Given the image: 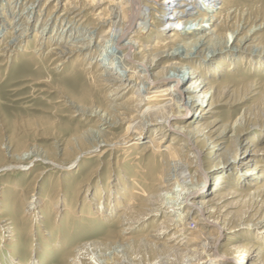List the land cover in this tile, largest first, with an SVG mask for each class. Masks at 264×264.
<instances>
[{"label":"bare ground","instance_id":"6f19581e","mask_svg":"<svg viewBox=\"0 0 264 264\" xmlns=\"http://www.w3.org/2000/svg\"><path fill=\"white\" fill-rule=\"evenodd\" d=\"M40 2L0 0V65L29 54L32 38V58L19 81L40 86L50 80L47 65L62 70L71 62L73 80L81 73L92 89L80 85L78 101L72 92L63 99L79 121L98 125L74 127L66 145L55 138L67 165L36 158L69 170L94 153L100 161L115 154L125 158L117 157L96 187L77 185L71 200L21 199L27 232L35 234L28 259L2 252L24 227L0 206V264H42L41 257L64 249L62 264H102L92 255L102 245L123 253L120 264H135L131 255L147 253L154 264H264V135L244 139L251 124L264 119V110L249 106L246 118L228 121L219 116L221 105L235 96H264L258 75L264 68L262 0H47L39 9ZM98 90L106 104L97 101ZM47 120L42 126H55ZM11 144L0 149L7 159L1 174L33 164L23 163L27 153L9 160L15 154ZM42 210L58 216L44 234ZM89 227L96 233L106 227L107 233L69 246L76 228ZM240 227L257 234L247 233L245 242L220 253L221 238Z\"/></svg>","mask_w":264,"mask_h":264},{"label":"rangeland","instance_id":"374dc122","mask_svg":"<svg viewBox=\"0 0 264 264\" xmlns=\"http://www.w3.org/2000/svg\"><path fill=\"white\" fill-rule=\"evenodd\" d=\"M46 1L47 0H41L39 4V9H42ZM261 5L262 7H264V0H262ZM45 12H46V8L44 9V13ZM255 12L253 11V14ZM260 33L264 37V29L260 31L258 34ZM32 36L33 35H31V37ZM33 49H34V41L31 38V46L29 48V54L25 56L19 55L17 57H14L9 62V64L5 63V65H0V149H2L6 144L13 143L11 144L12 145L11 149H13V151L11 150V153H15V154H12V156H9L8 157L9 160H14V159L18 160V158L21 156V153L22 154L27 153L28 154L27 156L30 158L26 157V160L27 159L28 160L23 163H26V162L33 163L27 169H21V170L18 169V171L16 169L8 170V171L3 172V174H1L0 172V206H5L8 208L7 215L9 216L8 218H10V220H12L14 223H19L20 225H23L24 227V231L21 230L19 234L18 233L16 234L17 231L14 232L15 234L13 238H15L14 240L15 242L7 244L6 246L8 248H6V251L2 250V252L6 253L7 255L8 253H13L16 257H18V255H21L23 260L28 259L31 256L30 254L31 253V249H30L31 239H32V236H35V234H32L31 236L27 232V229H29L31 226L28 224V221H29L28 218L23 217L24 206L21 203V199H28V197H31V196H35V197L44 196L46 198L55 196V198H57L56 195H60L61 196L60 200L62 202L64 198L66 199V197L69 198V200H71L75 196L77 185H80L83 183L84 185L83 188L85 187L89 188L90 186L92 188L96 187L97 184H100L102 181L107 180L106 174L110 170L111 166L112 168L116 166L117 157L125 158V156H123L122 154H118V155L115 154V156H111V157L107 155L105 158H102V160L100 161V158L97 157L96 155L97 153H94L91 155H87L86 157L82 158L80 161L75 162L74 165L71 166V170L64 169L59 166L56 167V165L54 164L51 165V163H48V162L43 161L44 162L43 163L41 160L37 159L40 156H44L45 158L52 157L54 160L59 158L57 160L59 164L67 165L69 161H65L68 158L64 157V155L62 157L63 151L61 152L59 151L58 153L55 150L57 142L64 143L66 145V143L68 142V138H69L68 135L72 134L76 126H77V129L78 127L79 129H84L85 128L84 125H87L88 127L90 125L94 126L95 124L96 125L98 124L95 123L93 118H92L93 121H88V120L79 121L80 116H77L78 114L74 113L73 108H71V106L66 104V102L63 99L65 98L64 95H66V92H69V93L72 92L74 93L73 94L74 96L73 95L70 96V94L68 95L70 97H73L75 101L76 100L78 101L77 95L79 92L78 87L80 85H81L79 88L80 90L81 88L82 90L86 88L92 89V87H88L86 85V82H84L81 73L76 74L75 79L73 80L74 75H73V78L72 76H70L73 74V73H70V70L72 69L71 62L68 63L66 66H64L62 70H59V69L55 70L54 65H49L50 68L47 65V71H48V76L50 77V80L46 81V83L40 84V86L38 85L37 87H34L33 85H27L26 82L19 81L22 69L24 68L28 60L32 58ZM47 50H48V47L43 44L42 49H41V54L43 55L41 56L45 57ZM86 62L87 60L85 61L84 64H86ZM84 64L83 65L79 64L80 65L79 67L82 68V66H85ZM163 64L164 62H162L160 66ZM33 68H35V66H33ZM76 69L77 67L75 66L74 70ZM58 70L60 71L59 73H58ZM263 70L264 68L260 70V72H262ZM259 73L258 75H261L260 76L261 81L264 83V73L263 74H259ZM68 78H70L72 82ZM75 80L78 81V83ZM13 81L14 83H12ZM24 84H26L27 86H25ZM22 86L23 88H20ZM97 92H98L97 95L99 96V99L97 101H99V103L106 104L105 103L106 98L102 95V91L98 90ZM163 93L164 94L167 93V90H165V92ZM237 97L238 98H236V96L234 98H231L228 103L222 104L221 107L219 108V112H220L219 116L222 121L234 120L240 117L246 118V115L248 113L247 110L249 106L252 107V109L253 108L256 109L258 107L261 109V111L264 110V104H262L264 103V96L262 98H259L260 96L255 95L248 99H241L242 96H237ZM258 98L261 100H259ZM48 118L49 120L47 121H55L54 123L55 126H53L51 129L47 127L45 128L44 126H42V124ZM263 123H264V119L262 120L260 119L252 123L251 125L253 126L252 128L254 129H247L248 131L246 132H248V134L244 138L245 141L252 134L258 135L260 137H261V134L264 135V129L256 128ZM81 125L83 127H81ZM125 126L126 125L116 127L114 129V132L116 134L120 133L122 130H124ZM55 127L57 128L53 130V128ZM67 127L69 128L71 127V128L70 129L68 128L69 130L67 131L66 129ZM27 128H29V130ZM33 128L35 129L33 130ZM58 130H61V132ZM42 131H44L45 134ZM33 132H36V134ZM68 132L71 134H69ZM168 133L170 132L168 131ZM170 137H167L169 138L168 140H170ZM19 140L21 141V144H19L20 143ZM244 145L246 144L244 143ZM86 146H88V144L83 145V147H86ZM0 156H2L0 157V159L2 160V161L0 160V162H2L0 163L1 164L0 166L2 167V165L6 161L3 163V160L5 159V157H4V154H2L1 152H0ZM89 175L94 176V177H92L91 179H87ZM15 186H17V188ZM82 197L83 195L81 196V198L80 197L78 198L79 199V201H77L78 207L82 206L81 205L82 202H80L83 199ZM29 200H31V198ZM4 204H7V205H4ZM42 212L45 213V215H47L46 220L44 221L46 224L43 223L44 228L40 227L41 230L43 229L42 234H44L46 231L50 230L49 222L54 221V219L56 218H57L56 221H58V216L55 217L54 216L55 214L53 212L51 214L50 212L44 211V210H42ZM62 218H63V221H62L63 224L61 225L63 226L64 231H67V226L64 225L66 224V221H68L67 216H66V211L63 212ZM72 220L73 219L71 218L69 222H72ZM148 222L149 223L146 225V228H145L146 232L150 229V224L152 223L151 220ZM106 224L104 225L106 226ZM191 225L193 226L194 224L192 223ZM89 230H90V227L85 229L86 232H89ZM111 230H115V227L113 228L111 227ZM81 231L82 230H80V228H76L75 233L69 235L68 237L69 240H72V239L76 240V241L75 240L72 241L69 244V246H71L72 244H78L80 242H84L86 241V238L89 241L97 240V239L101 240L105 237L106 235L105 233H107L106 232L107 228L103 227L102 229H99V232L98 230H96L97 233L95 231H90L89 232L90 234L89 233L87 234H89L91 237L87 234L85 235V231L84 232H81ZM254 231H255L254 229L252 228L250 229L249 227H246V228L240 227L237 229H233V231L231 230L227 235L223 236L220 240V247H219L220 253H223V251L226 250L228 246H230L231 244L245 242V238L248 237L247 233L257 234ZM260 231L261 230H259V232ZM260 233L263 234L264 232H260ZM249 237L257 238V236H254V237L249 236ZM32 240H35V239H32ZM1 244L2 242L0 239V245ZM9 249H11V251L13 250V252H9L8 251ZM64 250L55 251V252L51 251L48 256L41 257L42 264H62V261L65 259V257L63 258V255L65 253H62ZM122 254L123 253H120V254L116 253L115 248L111 249L108 246L106 247L105 245H102L101 247H99L96 253L92 255H95L101 261L102 264H116V263L120 264L119 263L121 260L120 256H122ZM41 256H44V255H41ZM131 256L135 258V264H154V263H151L152 260L150 258L152 255L149 253L145 254L144 257L142 254L138 257L136 255L135 256L131 255ZM248 261L249 260H247L245 264H249ZM94 262H97V261L95 260ZM215 263L217 262H214V264Z\"/></svg>","mask_w":264,"mask_h":264}]
</instances>
